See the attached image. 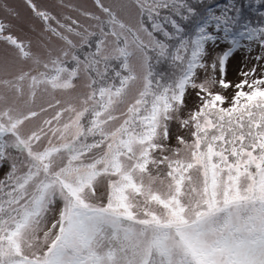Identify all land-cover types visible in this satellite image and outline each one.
<instances>
[{"label": "snow or ice", "instance_id": "6c2138e0", "mask_svg": "<svg viewBox=\"0 0 264 264\" xmlns=\"http://www.w3.org/2000/svg\"><path fill=\"white\" fill-rule=\"evenodd\" d=\"M27 3L63 46L34 53L0 20L29 64H0V264H264V74L224 79L264 52V0H95L88 26Z\"/></svg>", "mask_w": 264, "mask_h": 264}, {"label": "rangeland", "instance_id": "374dc122", "mask_svg": "<svg viewBox=\"0 0 264 264\" xmlns=\"http://www.w3.org/2000/svg\"><path fill=\"white\" fill-rule=\"evenodd\" d=\"M215 1L216 0H211L213 3H215ZM242 1V5H246L248 3V0ZM101 2L105 4V6H113L115 8L117 5L125 2V0H101ZM191 2L195 3V0H191ZM32 3L35 4L39 10L51 13L63 23H70V21L63 19L64 16H70L85 26L94 23L82 16L80 14L82 11H89L95 15H100L103 18V13H101L99 8L96 6L95 0H32ZM6 9L12 10L15 13V16L9 15ZM251 14V10L246 11L248 18H250ZM0 20L11 24V33L18 39L28 43L30 45L31 51L34 53L44 55L49 48H60L63 46V42L59 41L57 38L53 37L51 33L44 30L43 21L32 12L27 0H0ZM50 23L53 27H56L55 21H50ZM70 38L78 43L77 38ZM83 51L86 52L88 49L85 48ZM219 52L220 49H215V51L209 55L206 62L210 64L215 56L219 54ZM53 54H55V52ZM262 54H264V52H262V50L255 44L252 45L251 51H248L247 49L237 50L226 64L224 79L231 82L232 85H235L244 79L242 73L251 72L253 69H255V76L253 78L261 76V74H264V60L258 62L255 57ZM81 58H83V56H81ZM5 60H7L10 65V72H16L21 68L26 69L29 67L28 63L18 60L14 49L3 42H0V64H2ZM209 75H213L211 68H209L207 71L199 70V79L201 81ZM214 75L217 79L221 78V73L219 72L218 68ZM0 78L10 77H6L4 72L0 71ZM80 90L81 89L78 87L77 91ZM214 90H219V87L217 86V88ZM234 91V88H230L223 90V94L230 98ZM56 98L64 99V97L59 94H57ZM48 100L49 98H45L44 100L38 101V103L47 104ZM185 104V112L197 107L199 104L197 90H188L185 96ZM52 114L53 113L50 111L44 115L50 116ZM38 123L39 121L27 122L25 132H28L32 128L36 127ZM170 132L172 136L171 140L169 141L170 147L178 146L176 142V136L184 135L187 137L186 131L179 127L178 122H173L170 125ZM103 189L104 184L101 182L100 191L102 192Z\"/></svg>", "mask_w": 264, "mask_h": 264}, {"label": "trees", "instance_id": "16d2710c", "mask_svg": "<svg viewBox=\"0 0 264 264\" xmlns=\"http://www.w3.org/2000/svg\"><path fill=\"white\" fill-rule=\"evenodd\" d=\"M225 2V0H216L215 1V3H219V4H223ZM240 3H242L243 4V1L242 0H240ZM260 11H264V9H260ZM251 12H252V14L250 15V20H252L253 21V23H255L258 19H259V14H258V11H252L251 10ZM255 15H254V14ZM258 16V17H257Z\"/></svg>", "mask_w": 264, "mask_h": 264}]
</instances>
